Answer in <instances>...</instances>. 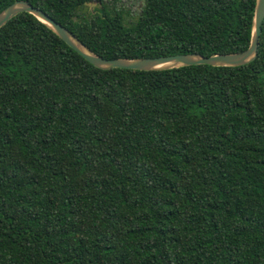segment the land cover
Segmentation results:
<instances>
[{
    "label": "trees",
    "instance_id": "obj_1",
    "mask_svg": "<svg viewBox=\"0 0 264 264\" xmlns=\"http://www.w3.org/2000/svg\"><path fill=\"white\" fill-rule=\"evenodd\" d=\"M24 1L105 59L245 51L257 3ZM0 264H264V22L247 65L155 71L1 27Z\"/></svg>",
    "mask_w": 264,
    "mask_h": 264
},
{
    "label": "water",
    "instance_id": "obj_2",
    "mask_svg": "<svg viewBox=\"0 0 264 264\" xmlns=\"http://www.w3.org/2000/svg\"><path fill=\"white\" fill-rule=\"evenodd\" d=\"M24 12L32 14L38 20L50 27L69 47L99 69L109 70L113 68H120L139 71H155L191 65L240 67L253 62L258 56L259 39L262 34L264 22V0H257L256 3L254 26L249 48L239 53L216 54L209 57L201 54H180L135 59H105L94 53L69 29L58 23L46 12L24 0L14 2L0 13V28L6 25L13 17Z\"/></svg>",
    "mask_w": 264,
    "mask_h": 264
},
{
    "label": "rangeland",
    "instance_id": "obj_3",
    "mask_svg": "<svg viewBox=\"0 0 264 264\" xmlns=\"http://www.w3.org/2000/svg\"><path fill=\"white\" fill-rule=\"evenodd\" d=\"M97 3L96 1L92 2L88 7L87 10H94ZM144 6V0H121L120 7L124 8L125 11H131L134 15L135 13H139Z\"/></svg>",
    "mask_w": 264,
    "mask_h": 264
}]
</instances>
